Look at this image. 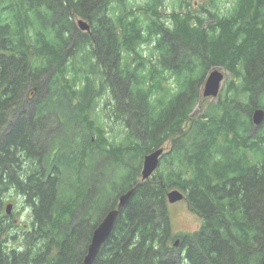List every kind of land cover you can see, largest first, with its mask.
<instances>
[{
	"label": "trees",
	"instance_id": "trees-1",
	"mask_svg": "<svg viewBox=\"0 0 264 264\" xmlns=\"http://www.w3.org/2000/svg\"><path fill=\"white\" fill-rule=\"evenodd\" d=\"M160 1L143 20L130 0H0V264H83L94 230L134 187L94 264L263 262L264 132L246 136L251 112L264 108V0H237L224 15L197 13L190 0H178L167 23ZM209 16L214 22L206 25ZM79 20L91 30H80ZM149 44L153 52L145 56ZM213 66L238 80L222 106L195 118L198 91ZM96 71L100 85L92 79ZM171 77L177 89L165 85ZM107 90L123 106L113 114L127 120L119 146L87 116ZM37 94L30 115H17ZM53 124L61 129L47 142L43 133ZM169 138L170 168L140 180L131 155L139 150L141 162ZM220 139L227 154L218 153ZM112 154L109 176L82 206L96 158ZM171 187L187 192L190 210L203 220L199 231L181 237V254L169 248ZM13 191L32 210L29 225L17 227L7 213Z\"/></svg>",
	"mask_w": 264,
	"mask_h": 264
},
{
	"label": "rangeland",
	"instance_id": "rangeland-1",
	"mask_svg": "<svg viewBox=\"0 0 264 264\" xmlns=\"http://www.w3.org/2000/svg\"><path fill=\"white\" fill-rule=\"evenodd\" d=\"M154 0H130L129 6L130 7H134L135 9H139L141 10V12H138V14L141 16V18L143 20L146 19H150V16L148 15L149 11H151V5L152 2ZM192 7H193V11L199 13L200 11H207L210 10L212 11V14L215 12L224 15L227 14L229 12H231V10L234 8L237 0H190ZM180 5V2L178 0H161L160 1V8H159V13L161 14V19L163 21H165V23L169 22V19L167 16H169V14H171V10H173V8H178ZM146 12H148L146 14ZM167 21V22H166ZM214 22V18L212 16L207 17V21H206V25L213 23ZM144 51V55L145 56H150L151 53L153 52V46L151 44L146 45L145 47L142 48ZM153 59L155 61H157L158 57L154 56ZM213 70H219L221 72H223L225 79L222 83L221 86V93L220 96L218 98H204L203 96V90H204V85H205V81L206 78L208 77V75L210 74L211 71ZM256 72H253V75ZM68 75L72 78V72H69ZM169 75V73L167 74ZM99 72L96 71L95 76H92V79L94 81H96V85H100V80H99ZM48 79H46V77L43 78L44 81V86L46 85ZM238 79L236 78L235 74L232 71H229L227 68L223 67V66H213L208 70V73L205 76V79L202 83V86L200 87L199 91H198V99L195 103V107L194 110L191 114L194 115L195 118H198L204 114H206L208 112V110L213 106V105H221L222 106V101L224 100L225 94L228 90H230L231 88V83L233 81H237ZM79 85V88H82V83L81 82H77ZM43 84V83H42ZM165 85L167 86H172V89H177V83L176 80L171 77L170 79L167 80V82H165ZM230 87V88H229ZM99 88V87H98ZM118 90V88H116ZM115 89V90H116ZM45 92L46 89L44 88V90H42L41 97L45 96ZM98 94V93H97ZM38 94L35 96L34 100H28V98L22 103V107L20 108L21 110L17 113V115H19L22 111L23 113H26L30 115V113L35 109V100L37 99ZM25 98V96H24ZM24 100V99H23ZM118 102H119V95L117 92L115 93H111V90H107L106 92H104L102 95H97L94 98V108H90V111H87V116H90L89 118H91V120L95 121L97 126L98 125H102L103 128L105 129V136L110 140V142L114 143L115 146H119L120 143L122 142L123 138L126 136V130H127V120H122L119 121L117 119V117L113 114L112 111H114L117 106H118ZM119 108H121V113L123 110V106L119 105ZM264 109V108H262ZM248 110V108H247ZM254 110L251 112L253 113ZM63 112H61L62 114ZM65 113H67V111H65ZM15 116L17 119L19 118V116ZM28 116V115H27ZM26 116V117H27ZM252 117V115H251ZM15 118V120H16ZM53 121V117L51 119V122ZM129 122L132 123L131 119L129 120ZM53 123V122H52ZM60 127L57 124H53L52 126H46V129L43 133V137L47 138V142L48 139L50 137H52L54 134L59 133L60 131ZM262 130L264 132V123L262 124V126L257 127L255 125H253V127L251 128L250 132L248 133V135L246 136L247 139L248 138H255L258 135V132ZM76 133H78V135L82 136V132L80 133L79 129H76V131H74ZM93 141H96L98 134H96L95 132H91L90 133ZM79 136V140L80 141H84L82 137ZM41 141H43V138H41ZM219 143H222L223 141L220 139L218 140ZM225 142V139H224ZM223 143L218 147L219 148V152H225L226 154L228 152L226 151H221ZM165 149V154L166 157H162L161 158V162H160V169L167 170V168H170V160H171V154L174 151V147H175V143L173 141L172 138L166 139L165 141H163L162 146ZM148 154V153H146ZM116 155L112 154L111 157H107L105 159H101V158H96L95 161V165H93L91 167V172L90 175L88 177H86L85 179V183L87 186V191H86V197H85V201H82V206H84L85 204H87L86 198L87 197H92L94 195V193L97 191L96 188L98 186V184L100 182L105 181L109 176L108 172H105L104 169L105 167H107L108 163L111 162V159L114 158ZM144 157L143 156L141 162L140 158H141V154L139 152V150L137 151V153H133L131 155V159L129 160V163H131L130 165L133 167H136L139 169L140 171V176L139 179H142V169H143V163H144ZM253 157H255V155L253 154ZM94 168V169H93ZM114 169V168H112ZM116 170V169H115ZM112 174L115 173L114 170L110 171ZM120 171L117 172V175H119ZM121 176V175H120ZM119 177V176H118ZM119 180V179H117ZM68 182V181H67ZM113 185V184H112ZM111 182L107 183L105 185V189H104V198L107 199L108 198V193L112 190L111 187ZM116 185H119L118 182L116 183ZM114 188V187H113ZM173 190H180L182 193H184L185 198L187 195V192L181 190L180 188H173L171 187L168 191L171 192ZM106 194V195H105ZM103 198V199H104ZM95 203V202H93ZM9 204L13 205V208L11 210V213H14L13 219H14V224L18 227H23L26 224H30L32 221L31 217H32V210L30 207H28V205L26 204V198L23 195H20L19 193H17L16 191H13L12 193L9 194V199L7 201V206ZM167 205H168V210H169V216H170V222H171V228H172V235L175 236V238L172 240V243H174L177 239H181L182 236L186 235V234H190V233H195L197 231H199L203 225V221L201 220V217H199L197 214L193 213L190 210L189 204L187 202V200H183L181 202H177L175 204H170L168 202L167 199ZM81 206V207H82ZM98 207H96L97 209ZM76 213H78V210H76ZM91 218V216H90ZM87 218V219H90ZM90 223V222H89ZM22 233V232H21ZM17 234V235H22V234Z\"/></svg>",
	"mask_w": 264,
	"mask_h": 264
},
{
	"label": "water",
	"instance_id": "water-1",
	"mask_svg": "<svg viewBox=\"0 0 264 264\" xmlns=\"http://www.w3.org/2000/svg\"><path fill=\"white\" fill-rule=\"evenodd\" d=\"M78 27L84 32L91 30L90 24L85 20L78 21ZM225 79L223 72L219 70H213L206 78L203 96L204 98H218L221 93V86ZM264 123V109L257 108L253 113V124L257 127L262 126ZM165 154V149L159 147L156 150L149 152L144 157L143 169H142V180L146 181L152 178L160 167L161 158ZM137 191V187L130 189L128 192L122 194L119 197L118 207L111 210L106 214L97 228L94 230L91 238V242L88 246L87 254L83 260V264H94L96 261L103 245L109 240L115 223L121 214L123 208H125L130 200L133 198ZM185 195L180 190H173L168 193L167 199L170 204H175L184 200ZM13 208L12 204L7 206V213L11 214ZM179 240L177 241V244ZM261 264H264V260Z\"/></svg>",
	"mask_w": 264,
	"mask_h": 264
},
{
	"label": "flooded vegetation",
	"instance_id": "flooded-vegetation-1",
	"mask_svg": "<svg viewBox=\"0 0 264 264\" xmlns=\"http://www.w3.org/2000/svg\"><path fill=\"white\" fill-rule=\"evenodd\" d=\"M257 109V108H256ZM255 111V110H254ZM254 113V112H253ZM253 113H252V121H253ZM182 190V189H181ZM184 194V193H183ZM186 198H187V195H186ZM186 198H184V200H186ZM118 201H119V199H118ZM183 201V200H182ZM181 202V201H180ZM118 207V203H117V205H116V207L115 208H113V209H116ZM202 220V219H201ZM203 221V220H202ZM179 240V243L177 244V241ZM169 248H170V250H171V254L172 253H175V252H180V254L182 253V252H184V251H186L185 250V248H184V245H183V243H182V238L181 239H177L174 243H172L171 242V246H169ZM181 257V256H180ZM183 264H187L186 262H183Z\"/></svg>",
	"mask_w": 264,
	"mask_h": 264
},
{
	"label": "bare ground",
	"instance_id": "bare-ground-1",
	"mask_svg": "<svg viewBox=\"0 0 264 264\" xmlns=\"http://www.w3.org/2000/svg\"><path fill=\"white\" fill-rule=\"evenodd\" d=\"M118 203V202H117ZM113 210V209H112ZM107 214V213H106ZM106 216V215H105Z\"/></svg>",
	"mask_w": 264,
	"mask_h": 264
}]
</instances>
